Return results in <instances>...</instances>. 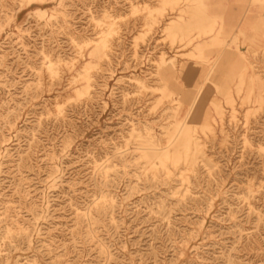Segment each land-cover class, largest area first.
I'll return each mask as SVG.
<instances>
[{
    "label": "rangeland",
    "instance_id": "374dc122",
    "mask_svg": "<svg viewBox=\"0 0 264 264\" xmlns=\"http://www.w3.org/2000/svg\"><path fill=\"white\" fill-rule=\"evenodd\" d=\"M238 3L0 0V264H264V0Z\"/></svg>",
    "mask_w": 264,
    "mask_h": 264
},
{
    "label": "bare ground",
    "instance_id": "6f19581e",
    "mask_svg": "<svg viewBox=\"0 0 264 264\" xmlns=\"http://www.w3.org/2000/svg\"><path fill=\"white\" fill-rule=\"evenodd\" d=\"M193 2H196V3H200V4H203L204 2L207 3L208 1L207 0H191ZM23 2H25L26 4H30L32 2V0H23ZM245 3V2H244ZM199 4V5H200ZM249 4V3H248ZM194 5V4H193ZM213 5V4H212ZM184 6V5H183ZM201 6V5H200ZM220 7V6H219ZM213 8V7H212ZM214 9V8H213ZM216 9V8H215ZM226 9V7H225ZM248 9V7H247ZM36 11H40L42 14L45 12L43 11V9H37ZM30 12V11H29ZM32 12V11H31ZM47 12V11H46ZM225 12V10H224ZM48 16V15H47ZM51 16V15H50ZM228 16V15H227ZM212 18V17H211ZM186 19V18H185ZM259 19V18H258ZM187 21V20H186ZM224 22H225V19H224ZM250 22V20H249ZM256 22V21H255ZM259 22V21H258ZM219 24V23H218ZM245 24V23H244ZM225 25V24H224ZM223 25V26H224ZM246 25V24H245ZM217 26V25H216ZM227 26V25H226ZM18 27V26H17ZM220 27V25H219ZM218 27V28H219ZM243 27V26H242ZM252 27V26H251ZM223 28V27H222ZM257 28V27H256ZM223 30V29H222ZM75 32V31H74ZM209 32V31H208ZM207 32V33H208ZM223 32V31H222ZM227 32V31H225ZM224 32V33H225ZM263 32V31H262ZM203 33V32H202ZM239 33V32H238ZM227 34V33H226ZM242 34V33H241ZM259 34V33H258ZM262 34V33H261ZM9 35V34H8ZM228 35V34H227ZM260 35V34H259ZM78 36V35H77ZM221 36V35H220ZM22 37V36H21ZM240 37V36H239ZM238 37V38H239ZM257 38V37H256ZM205 39V38H204ZM264 40V39H263ZM201 42V41H200ZM224 42V41H223ZM263 42V41H262ZM195 43V42H194ZM259 43V42H258ZM261 43V42H260ZM259 43V44H260ZM224 44V43H223ZM254 44V43H253ZM263 44V43H262ZM4 45V44H3ZM94 45V44H93ZM107 43H106V38L104 37V35H102L99 40L95 43V48H94V51H93V56H95V59H101L104 55H105V50L107 48ZM225 45V44H224ZM256 46V44H254ZM237 46V45H236ZM260 46V45H258ZM226 47V46H225ZM259 48V47H258ZM238 49V48H237ZM89 50V49H88ZM240 52V51H239ZM87 53V52H86ZM239 56V55H238ZM238 58V57H237ZM242 58V57H241ZM239 59V58H238ZM88 60V59H87ZM95 60V61H96ZM46 64V63H45ZM196 64V63H195ZM194 64V65H195ZM235 65V64H234ZM96 66V64H94V62L90 61V62H87L84 64L83 66V69H82V72L76 76L75 78V81H80V80H84L85 84L77 89L75 91L76 93V96L77 97H82L86 94L89 93V89H90V70H92L94 67ZM98 66V65H97ZM188 67V66H187ZM194 67V66H193ZM49 68V67H48ZM51 69L53 68L52 66L50 67ZM234 68V67H233ZM237 68V72H238V78H239V82H238V85H237V89H238V92L241 91L242 87L244 86L245 84V78L247 77V74H248V66H246L245 63L243 64H240L237 63L236 64V67ZM233 70V69H232ZM178 71V70H177ZM179 73V72H178ZM180 74V73H179ZM236 76V75H235ZM234 76V77H235ZM184 77V76H183ZM182 77V78H183ZM259 77V76H257ZM232 78V77H231ZM250 78V81H249V86H250V89H249V92H248V95L251 96L253 94V92H255V89L257 87V83L256 80H255V77L251 74L249 76ZM233 79V78H232ZM235 80V79H234ZM261 80V79H260ZM223 82V81H222ZM225 82V81H224ZM223 82V83H224ZM235 82V81H234ZM264 82V81H263ZM235 84V83H234ZM225 85V84H224ZM233 86V85H232ZM225 87V86H224ZM234 87V86H233ZM246 88V87H245ZM227 89V88H226ZM221 90V89H220ZM231 90V89H230ZM183 91V90H182ZM198 92V91H197ZM192 93V92H191ZM194 93V92H193ZM220 93V92H219ZM229 95V93H227ZM225 95V93H224ZM221 96V94H220ZM225 97V96H224ZM252 97V96H251ZM227 100V99H226ZM242 102H245V101H242ZM229 103V101L227 100V104ZM193 105V104H192ZM253 107V106H252ZM235 110V109H233ZM250 111V110H249ZM178 136H177V139H176V143H175V146H174V149L173 150H170V149H164L162 150L161 152H158V150L156 151L154 148V144L153 143H149L148 145V148H147V151L144 152V157L149 161V163L152 162V160L154 158H159L160 161L162 163H165L167 160L169 159H172L174 163H176L178 160L182 159L183 157L185 159H189L191 157L192 154H195L197 151H198V145L194 142H193V135H192V130L189 129V128H184L182 131L179 130L177 132ZM193 152V153H192Z\"/></svg>",
    "mask_w": 264,
    "mask_h": 264
},
{
    "label": "crops",
    "instance_id": "0c3cea01",
    "mask_svg": "<svg viewBox=\"0 0 264 264\" xmlns=\"http://www.w3.org/2000/svg\"><path fill=\"white\" fill-rule=\"evenodd\" d=\"M207 3H211L214 0H207ZM216 1H222L224 6H239L241 4L238 3L239 0H216Z\"/></svg>",
    "mask_w": 264,
    "mask_h": 264
}]
</instances>
